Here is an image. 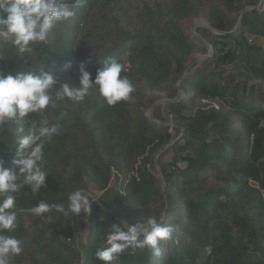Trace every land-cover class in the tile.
<instances>
[{"label": "trees", "instance_id": "obj_1", "mask_svg": "<svg viewBox=\"0 0 264 264\" xmlns=\"http://www.w3.org/2000/svg\"><path fill=\"white\" fill-rule=\"evenodd\" d=\"M122 1L128 0H86L31 53L18 54L10 44L0 49L4 75L38 74L46 66L55 78L77 84L81 61H90L86 70L94 81L102 61L114 55L127 62L136 88L116 106L94 88L83 102L49 109L50 116L67 114L44 148L46 185L37 194L29 186L17 194L25 211L19 227L4 234L21 239L24 252L10 264H81L82 251L83 264H103L95 252L105 247L112 225L149 216H162L175 229L173 240L161 242L163 254L129 248L113 264H264V0L259 7V0H145L135 30L122 26ZM246 7L252 9L239 23ZM199 18L219 34L196 29L212 55L192 67L197 53L208 52L185 26ZM166 85L170 101L150 118L145 109L159 97L143 106V87L158 92ZM170 119L175 134L166 125ZM15 127L0 131L6 168L16 159ZM177 133L182 136L172 144ZM163 150L164 186L152 171ZM88 187L101 196L81 223L82 244L71 215L53 211L48 223L27 211L41 200L67 209L69 195Z\"/></svg>", "mask_w": 264, "mask_h": 264}, {"label": "clouds", "instance_id": "obj_2", "mask_svg": "<svg viewBox=\"0 0 264 264\" xmlns=\"http://www.w3.org/2000/svg\"><path fill=\"white\" fill-rule=\"evenodd\" d=\"M85 3L86 0H0V49L10 44L23 54L31 53L36 45H47L53 30L74 18ZM89 62L79 63V84L71 77L70 81L55 78L46 66H41L38 74L29 70L15 75L0 73V131L16 125L14 167L6 168L0 160V264H10L12 257L24 252L21 239L4 234L19 227L18 216L25 211L17 207V194L25 186L37 194L46 185L49 171L44 148L58 134L59 121L67 114L61 111L58 116H50L49 109L83 102L94 88L110 107L129 101L136 91L127 75V62L107 56L94 81L86 70ZM97 198L95 188H81L69 195L67 209L63 204L41 200L27 211L51 223L53 211L64 216L90 214ZM174 231L173 226L163 223L162 216H149L134 223L121 221L112 225L105 247L95 252V258L103 264H113L127 249L145 247L161 256V242L173 240Z\"/></svg>", "mask_w": 264, "mask_h": 264}, {"label": "rangeland", "instance_id": "obj_3", "mask_svg": "<svg viewBox=\"0 0 264 264\" xmlns=\"http://www.w3.org/2000/svg\"><path fill=\"white\" fill-rule=\"evenodd\" d=\"M145 0H128V1H122L120 5H118L117 8V12H118V16L120 18V21L122 22V26L126 27L127 29L130 30H135L136 28L139 27L140 25V21H139V10L141 9V5L142 2H144ZM150 5L153 4V2L157 1V0H147ZM159 1V0H158ZM168 3H171L172 0H165ZM196 2H201L204 5L208 4L207 0H194ZM124 4V5H123ZM203 21H205V19L203 18H199L197 20L194 21H190V22H185V26L188 28V30L190 31V33L192 34L193 38H196L199 40V38L195 35L193 29L194 27L199 24L200 22L202 23ZM199 42L202 44L203 47L207 48L208 51V47L204 44V42L200 41ZM208 54V52L206 53ZM206 54H202V53H197L195 55L196 59L195 62L191 64L192 67L196 66L199 62V58L205 56ZM205 62V61H204ZM191 67V68H192ZM177 87V85H176ZM144 92L146 93V100H145V105L146 106L148 104H150V100H152L153 98L159 97L157 99V101L154 103V105H152L151 107H147L145 109V112L148 114V116L150 118L154 119V112L157 109H161V111L164 113L165 107L167 105V103L170 101L169 97V92H171L172 86L170 85H166L163 87L162 90L158 91V92H154V91H150L147 89V87H143ZM167 126H169L172 130V134L176 133V124L173 122L172 119H170L167 123ZM178 137L180 138L182 136V133H177ZM176 138V139H177ZM175 139V140H176ZM162 152V151H161ZM163 153V152H162ZM171 159V155H168L167 157H165L163 160L164 161H168ZM155 164H156V158H155ZM153 173L156 174V176L159 178V180L161 181L162 185L164 186V182H162L161 180V175L159 174L158 171V167L157 164L155 166V168L152 169ZM98 196H101V193H98ZM88 215L85 213H81L78 216L73 214L72 216V220H73V225L78 237L79 242L82 244L83 242V231H82V227H81V223L83 222H87V217Z\"/></svg>", "mask_w": 264, "mask_h": 264}, {"label": "water", "instance_id": "obj_4", "mask_svg": "<svg viewBox=\"0 0 264 264\" xmlns=\"http://www.w3.org/2000/svg\"><path fill=\"white\" fill-rule=\"evenodd\" d=\"M263 4V0H259V4H258V7L259 6H261ZM257 8V7H256ZM255 8V9H256ZM250 9H252V8H250V7H246L245 8V10L242 12V14H241V17H240V20H239V23L241 22V20H242V18H243V15L245 14V12H247L248 10H250ZM198 27H206V28H208V29H210V30H212L215 34H219L218 32H216L214 29H212L211 27H210V25L208 24V22L205 20V21H203L202 23L200 22L199 24H197L195 27H194V29H193V31H194V33H195V35L199 38V40L200 41H202V42H204V44L208 47V54H206L205 56H203L202 57V60L201 61H198L199 63L197 64V67H199L204 61H206V60H208L210 57H211V55H212V49H211V47L201 38V36L199 35V34H197V32H196V29L198 28ZM185 77V76H184ZM177 89H178V91H179V93H178V100L180 101L183 97H184V93L182 92V90H181V88H180V82H178V84H177ZM181 138V137H180ZM180 138H177L176 140H174L173 142H172V144H174V143H176ZM168 148V147H167ZM167 148H165V149H167ZM164 149V150H165ZM164 150L162 151V152H164ZM162 152H160L157 156H156V164H157V167H158V171H159V174L161 175V180H162V182H164L163 181V177H162V174H161V170H160V165H159V157H160V155L162 154ZM95 201H97V199L95 200ZM74 226V225H73ZM74 230H75V228H74ZM82 260H83V258H84V252L82 251Z\"/></svg>", "mask_w": 264, "mask_h": 264}, {"label": "built area", "instance_id": "obj_5", "mask_svg": "<svg viewBox=\"0 0 264 264\" xmlns=\"http://www.w3.org/2000/svg\"><path fill=\"white\" fill-rule=\"evenodd\" d=\"M263 199H264V193H263ZM83 263H84V260L81 261V264H83Z\"/></svg>", "mask_w": 264, "mask_h": 264}, {"label": "bare ground", "instance_id": "obj_6", "mask_svg": "<svg viewBox=\"0 0 264 264\" xmlns=\"http://www.w3.org/2000/svg\"><path fill=\"white\" fill-rule=\"evenodd\" d=\"M198 60H199V61H201V60H202V57H201V58H199Z\"/></svg>", "mask_w": 264, "mask_h": 264}]
</instances>
